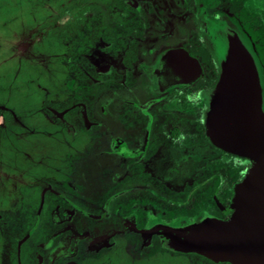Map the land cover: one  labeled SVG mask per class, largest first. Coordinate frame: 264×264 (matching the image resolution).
<instances>
[{
  "label": "flooded vegetation",
  "instance_id": "flooded-vegetation-1",
  "mask_svg": "<svg viewBox=\"0 0 264 264\" xmlns=\"http://www.w3.org/2000/svg\"><path fill=\"white\" fill-rule=\"evenodd\" d=\"M233 36L264 111V0H0V264H230L152 228L232 212L251 161L215 146L203 113Z\"/></svg>",
  "mask_w": 264,
  "mask_h": 264
},
{
  "label": "water",
  "instance_id": "water-1",
  "mask_svg": "<svg viewBox=\"0 0 264 264\" xmlns=\"http://www.w3.org/2000/svg\"><path fill=\"white\" fill-rule=\"evenodd\" d=\"M218 80L206 96L204 126L220 149L251 165L233 189L227 219L204 215L180 227H153L163 245L230 264H264V111L251 54L237 36L220 64Z\"/></svg>",
  "mask_w": 264,
  "mask_h": 264
},
{
  "label": "rangeland",
  "instance_id": "rangeland-1",
  "mask_svg": "<svg viewBox=\"0 0 264 264\" xmlns=\"http://www.w3.org/2000/svg\"><path fill=\"white\" fill-rule=\"evenodd\" d=\"M12 27H14L13 29L15 30H7L5 32V30H3V34L1 35V37L6 41L9 42V39L11 38V35H13V33H18L21 29V22L18 21L17 23L13 24ZM22 41V36L19 35L18 37H14L13 38V42L16 43L12 45L11 50H10V54L7 56L6 60L11 61L13 60L14 62H19L21 61L22 56V46H20ZM2 50H0V54ZM37 57H35L36 59ZM46 58V57H45ZM1 60V57H0ZM47 60V58H46ZM2 67H6V69H8V71H12L13 65H9L8 63H6L5 65H2L0 68ZM4 69V68H3ZM5 69V70H6ZM68 71H65V69H58V70H44V73L42 71H37L34 73V77H36V80H38V84H41L43 87L47 88L48 84L46 80H51L55 79V81L60 82L63 79V76H66ZM13 73V72H12ZM45 77V78H44ZM44 80V81H43ZM54 89H56V85L54 84ZM64 88L69 87L66 83H64L63 85ZM53 89V88H52ZM56 91V90H54ZM37 105V104H35ZM2 110V108H0V111ZM190 256L192 257H196L195 255H189V256H185V255H179V254H167V256H165V258L160 259L161 257H158L157 261L155 264H187L189 261L193 260L192 257L189 258ZM163 257V256H162ZM157 258V257H155ZM198 259V258H197ZM203 262V260L198 259V262ZM151 264V263H148Z\"/></svg>",
  "mask_w": 264,
  "mask_h": 264
}]
</instances>
